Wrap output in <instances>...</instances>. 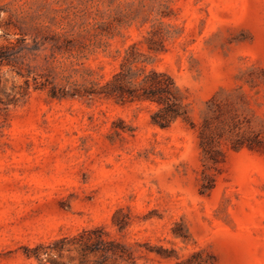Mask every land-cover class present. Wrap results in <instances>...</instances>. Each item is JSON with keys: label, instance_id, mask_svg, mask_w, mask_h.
Masks as SVG:
<instances>
[{"label": "rangeland", "instance_id": "obj_1", "mask_svg": "<svg viewBox=\"0 0 264 264\" xmlns=\"http://www.w3.org/2000/svg\"><path fill=\"white\" fill-rule=\"evenodd\" d=\"M129 51L186 120L49 96L104 85ZM0 55V264H92L84 231L135 264H264V0H0Z\"/></svg>", "mask_w": 264, "mask_h": 264}, {"label": "trees", "instance_id": "obj_2", "mask_svg": "<svg viewBox=\"0 0 264 264\" xmlns=\"http://www.w3.org/2000/svg\"><path fill=\"white\" fill-rule=\"evenodd\" d=\"M132 50V49H131ZM3 56L0 55V67ZM147 58H142L140 54L132 51L126 52L124 62L121 63L117 72L104 85L95 88L97 84L87 80L91 86L82 89H57L51 87L49 96L56 99L66 98H111L118 103L148 102L157 105V109L150 115L152 124L160 128L169 127L175 120L181 118L186 120V110L183 104V96L175 85L170 75L165 72L149 68ZM83 74L89 78L91 71L84 70ZM26 86L28 83L26 82ZM16 102L14 97L8 100L6 105ZM201 147L204 153L206 164L217 166L223 157L221 150L215 148L212 139L203 129L200 132ZM241 145V144H240ZM235 146L234 149L240 147ZM211 188V186H210ZM66 239L59 241L64 247ZM81 258V262L91 259L92 264H135L132 252L125 245L111 240H105L100 231L83 232L73 239ZM55 264V263H52Z\"/></svg>", "mask_w": 264, "mask_h": 264}]
</instances>
